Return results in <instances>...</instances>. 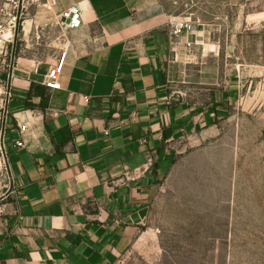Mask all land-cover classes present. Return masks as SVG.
I'll return each instance as SVG.
<instances>
[{
	"label": "crops",
	"instance_id": "obj_1",
	"mask_svg": "<svg viewBox=\"0 0 264 264\" xmlns=\"http://www.w3.org/2000/svg\"><path fill=\"white\" fill-rule=\"evenodd\" d=\"M76 4L82 24L60 57L21 56L15 70L5 138L17 192L0 177V264H118L180 156L231 104L230 88L208 105L174 100L166 65L184 40L160 0H59L54 13ZM62 56L52 90L46 74Z\"/></svg>",
	"mask_w": 264,
	"mask_h": 264
},
{
	"label": "rangeland",
	"instance_id": "obj_2",
	"mask_svg": "<svg viewBox=\"0 0 264 264\" xmlns=\"http://www.w3.org/2000/svg\"><path fill=\"white\" fill-rule=\"evenodd\" d=\"M160 1L193 25L166 65L174 100L208 105L230 88L231 104L214 135L180 156L118 264H264V0ZM29 21L21 56L59 58L61 26L46 14Z\"/></svg>",
	"mask_w": 264,
	"mask_h": 264
},
{
	"label": "built area",
	"instance_id": "obj_3",
	"mask_svg": "<svg viewBox=\"0 0 264 264\" xmlns=\"http://www.w3.org/2000/svg\"><path fill=\"white\" fill-rule=\"evenodd\" d=\"M59 0H5L0 4V112L4 115V122L0 123V177L7 182L9 192H17L15 178L9 163V155L6 148L5 121L9 115V103L13 98L15 86V70L18 61L25 53L26 47L21 36L26 29V22L38 9L54 13ZM55 15V21L67 32L78 28L82 24V10L79 5H72ZM193 29V25L184 21L174 20L171 23L173 37L181 38L184 32ZM191 45V43H188ZM64 67V56L52 65L47 74L45 85L52 90H60V77ZM27 130L26 125L19 126L22 135L20 140L15 141L17 147L25 145L23 135ZM21 218V217H20Z\"/></svg>",
	"mask_w": 264,
	"mask_h": 264
},
{
	"label": "bare ground",
	"instance_id": "obj_4",
	"mask_svg": "<svg viewBox=\"0 0 264 264\" xmlns=\"http://www.w3.org/2000/svg\"><path fill=\"white\" fill-rule=\"evenodd\" d=\"M28 22V21H27ZM27 22H26V24H27ZM26 30H27V27H26ZM30 31V30H29ZM28 32V31H27Z\"/></svg>",
	"mask_w": 264,
	"mask_h": 264
}]
</instances>
